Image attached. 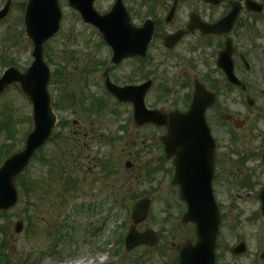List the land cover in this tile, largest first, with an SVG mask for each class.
<instances>
[{
    "label": "rangeland",
    "instance_id": "1",
    "mask_svg": "<svg viewBox=\"0 0 264 264\" xmlns=\"http://www.w3.org/2000/svg\"><path fill=\"white\" fill-rule=\"evenodd\" d=\"M25 2L0 0V11L6 9L0 19V74L9 66L23 70L32 61L31 43L23 29ZM126 4L134 24L144 19L145 10L137 1L127 0ZM60 6V31L44 46V59L53 74L48 91L58 122L49 141L18 177L17 203L7 212H0V241L4 245L0 264H177L178 249L171 244L194 242L195 236L193 226L180 220V202L171 198L174 191L171 193L170 185L162 180V171L153 170L159 164V137L164 130L151 124L135 126L131 104L117 102L116 106L105 94L103 81H91L93 69L102 67L101 62L110 57L108 48L66 1L62 0ZM110 6L111 0L95 3L101 12ZM220 11L217 7L213 14L218 16ZM148 64L124 59L117 65V84L140 82L149 73ZM114 75L110 71L111 80ZM153 75V86L145 95L146 105L164 111L178 107L182 96L178 73L174 69L159 70ZM96 100L105 104L100 110L94 108ZM31 126L30 103L11 87L0 97V158L5 152L23 147ZM126 161L131 165L124 166ZM146 167L153 170L152 180L147 179ZM142 195L151 196V207L137 230L156 231L159 242L152 248L132 251L119 246V254L113 255L107 241L116 225L125 224L123 233L127 232L133 199ZM165 200L170 205L167 213L161 210ZM220 201L225 246L221 243L216 247L219 264L232 261L226 245L232 247L237 237L246 240L247 252L234 263L249 264L261 241L256 230L264 222L260 213L253 216L257 201ZM230 203L234 210L227 208ZM111 207L114 215L107 217ZM167 215L173 217L166 221ZM18 221L24 223L20 233L15 232Z\"/></svg>",
    "mask_w": 264,
    "mask_h": 264
},
{
    "label": "flooded vegetation",
    "instance_id": "2",
    "mask_svg": "<svg viewBox=\"0 0 264 264\" xmlns=\"http://www.w3.org/2000/svg\"><path fill=\"white\" fill-rule=\"evenodd\" d=\"M123 1L126 4L127 0ZM135 1L145 10L144 19L135 26H141L147 18L153 22L147 57L144 60L134 59L150 63L147 65L148 75L137 84L150 81L152 88L154 71L174 69L182 90L178 107L169 111L151 108L158 109L164 115L173 111L186 113L194 95L197 99L200 97L201 106L198 109L203 108L205 122L216 142L210 190L221 220L217 247L221 243L225 246L221 228L223 205L220 200L233 202L253 198L258 207L253 216L258 217L259 196L264 189V0ZM217 7L221 11L215 16L213 11ZM231 11H236L232 25L225 22L216 26ZM107 52L109 54L110 50ZM103 62L105 59L101 66ZM98 68H94L93 72ZM103 69L109 77L110 71H114L111 81L117 88V59L114 65L109 62V66ZM105 72L103 80L100 78L103 84ZM227 72H231V76H235L239 82L234 83ZM233 90L237 91L238 96L233 97ZM105 94L117 106V96ZM158 128L165 133L167 124ZM163 158L164 148L161 145L159 164L153 170L162 171V180L170 185L171 193L174 191L171 198H178L182 214L187 204L180 199L179 187L173 185L172 159ZM194 190L196 196L200 197L197 187L191 186L187 191ZM198 203L202 204L201 201ZM163 204L161 210L167 213L169 200ZM227 208L234 210L235 206L230 203ZM242 241L247 244L244 238L237 237L232 247ZM259 246V253L253 255L249 264H264V233ZM232 247L226 245L232 260L228 264H235L236 258L241 256L232 253ZM219 262L217 250L216 264Z\"/></svg>",
    "mask_w": 264,
    "mask_h": 264
},
{
    "label": "water",
    "instance_id": "3",
    "mask_svg": "<svg viewBox=\"0 0 264 264\" xmlns=\"http://www.w3.org/2000/svg\"><path fill=\"white\" fill-rule=\"evenodd\" d=\"M68 5L79 13L85 23L98 28L105 42L114 51L112 61L117 56V64L125 57L146 55L147 44L152 35V25L145 24L141 28L131 25L127 11L121 0L116 1L111 11L101 14L93 8L96 0H66ZM60 0H27L24 15L25 35L31 42L33 61L24 71L15 66L9 67L0 77V95L11 85L17 86L21 94L33 106L32 130L27 136L24 147L12 153L0 167V210L6 211L16 204L17 190L15 178L23 171L34 152L50 137L56 123V115L51 107V97L47 90L50 80V69L44 61V45L55 36L60 27ZM6 14V9L0 11V19ZM148 83L141 86L115 87L106 81L108 90L117 95L123 102H131L134 118L138 125L154 122L161 125L165 122L163 116L144 107L143 96ZM201 104L196 99L191 110L184 115H170L169 128L162 142L166 147V156H175V182L182 187L184 177L197 176V184L201 188L209 185L213 143L208 135L203 119L197 116V108ZM203 111L201 107L199 109ZM185 153L188 160L182 162L181 154ZM192 160V162H189ZM199 170V174H186V170ZM207 180L206 182L204 180ZM202 181V182H201ZM201 182V183H200ZM182 195V191H181ZM184 198V195H182ZM193 207L184 216V221L192 220L197 227L198 241L194 246L185 245L179 252V264H214V241L219 218L217 211L211 215L197 212L194 201L186 198ZM149 200H139L132 209L133 225L125 238L126 250L139 245H153L157 235L153 232L138 233L134 225L147 216ZM264 209V200H263ZM22 223H17L15 231L19 233Z\"/></svg>",
    "mask_w": 264,
    "mask_h": 264
},
{
    "label": "trees",
    "instance_id": "4",
    "mask_svg": "<svg viewBox=\"0 0 264 264\" xmlns=\"http://www.w3.org/2000/svg\"><path fill=\"white\" fill-rule=\"evenodd\" d=\"M11 151H12V150L8 151L7 153L5 152V154H4V155H2L0 159H2V158H4V157H6V156H7V154H9ZM19 185H20V187H22V184H19Z\"/></svg>",
    "mask_w": 264,
    "mask_h": 264
},
{
    "label": "bare ground",
    "instance_id": "5",
    "mask_svg": "<svg viewBox=\"0 0 264 264\" xmlns=\"http://www.w3.org/2000/svg\"><path fill=\"white\" fill-rule=\"evenodd\" d=\"M81 264H83V262Z\"/></svg>",
    "mask_w": 264,
    "mask_h": 264
}]
</instances>
